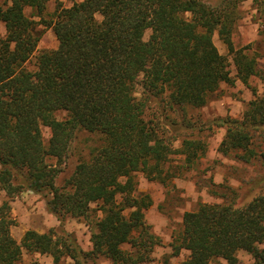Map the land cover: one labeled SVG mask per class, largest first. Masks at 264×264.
<instances>
[{"label":"trees","instance_id":"1","mask_svg":"<svg viewBox=\"0 0 264 264\" xmlns=\"http://www.w3.org/2000/svg\"><path fill=\"white\" fill-rule=\"evenodd\" d=\"M49 1L0 0L5 26L0 37V193L6 196L0 200V264H21L24 248L52 255L54 264L65 256L75 264L94 257L112 264L152 261L162 239L146 220L153 199L137 194L135 173L165 183L171 154L184 155L191 166L207 153L202 139L184 138L175 148L166 127L174 128L176 121L166 119L168 112L205 106L222 82L248 84L255 75L256 58L233 40L245 0H82L68 7L54 0L47 20ZM40 24L52 27L58 46L40 51L31 69L27 64L39 44ZM215 32L233 55L235 76L214 42ZM58 110L67 111V117L58 119ZM224 124L220 152L237 151L245 162L258 157L252 145L255 133L264 130V95L249 102L242 118L229 117ZM43 125L50 128L47 144ZM81 129L100 134L103 142L59 185L61 165ZM24 190H48V208L61 221L64 216L88 219L97 204L102 216L94 223L92 249L85 251L73 234L54 228L29 229L18 241L10 200ZM263 245L264 193L243 205L200 203L184 212L171 242L172 255L188 252L173 264H242L240 251L252 256L250 264H264Z\"/></svg>","mask_w":264,"mask_h":264},{"label":"rangeland","instance_id":"2","mask_svg":"<svg viewBox=\"0 0 264 264\" xmlns=\"http://www.w3.org/2000/svg\"><path fill=\"white\" fill-rule=\"evenodd\" d=\"M74 1L62 0L63 6H71ZM215 3H217L215 1ZM56 2L51 1L46 8L45 18L50 20L55 10ZM240 17L237 20L233 40L237 48L244 47L256 58L255 75L250 78L248 84L237 79L234 85L225 82L208 97V102L200 108L187 107L183 113L168 112L169 123L176 121L174 128L167 126L169 135L174 139L173 146L179 148L184 138L205 140L208 151L201 155L191 166L185 164V157L180 153L170 155L166 163V171L169 178L165 183L148 180L143 172L135 173L137 182V194L149 193L153 199L152 206L146 212V220L151 225L154 233L159 235L162 243L157 245L153 252V260L142 264H170L178 263L184 259L188 252L183 250L180 255H172L171 242L173 235L180 230L185 211L193 210L200 203H226L235 202L243 205L254 195L264 193V130L257 131L254 136L253 148L259 156L250 162H245L237 157V151L223 154L218 150L220 142L226 134V118H242L248 108L249 102L257 96L264 95V0L255 2L245 0L240 3ZM28 15L32 14L30 8H26ZM185 17L190 19L191 13ZM38 19V18H36ZM41 32L37 50L31 57L27 66L35 68L37 55L45 49H54L58 46L57 38L52 27L44 24L38 25ZM5 30L0 23V37ZM150 30L145 32L144 38L148 39ZM214 42L219 51L226 55L229 68L233 76L236 68L233 55L229 54L226 44L220 39L217 32L214 34ZM58 119H65L68 112L58 110L55 112ZM43 138L48 143L50 128L42 126ZM103 138L98 133L81 129L77 131L72 141L67 157L62 163V172L57 183L63 184L70 177L75 166L82 160L91 157L94 147L102 144ZM55 163V159H50ZM1 169V164H0ZM5 193H0V200L5 198ZM52 197L48 190L35 192L24 190L11 200L12 216L16 219V225L12 227V234L21 241L29 229L39 232H48L53 229L60 233L63 229L74 235L80 246L85 251L92 249L91 235L95 230V221L102 216L97 211V204H93V211L88 219L64 216L62 221L53 214L47 205ZM264 247V245H263ZM242 264H250L253 258L245 251L238 254ZM37 260L39 264H54L53 256L48 253L29 252L25 248L21 264H29ZM217 264H226L219 260ZM60 264H75L69 256L63 257ZM87 264H112L104 257H94Z\"/></svg>","mask_w":264,"mask_h":264},{"label":"crops","instance_id":"3","mask_svg":"<svg viewBox=\"0 0 264 264\" xmlns=\"http://www.w3.org/2000/svg\"><path fill=\"white\" fill-rule=\"evenodd\" d=\"M52 1H54V0H52ZM59 1H61L62 2V0H59ZM78 1H82V0H78ZM50 2L51 1H49L48 2V4H47V7H48V5L50 4ZM55 2V1H54ZM27 8H30V7H27ZM31 9V8H30ZM2 25H3V27H4V30H5V26H4V24L2 23V22H0ZM54 32V31H53ZM55 34V33H54ZM40 41V40H39ZM58 41V40H57Z\"/></svg>","mask_w":264,"mask_h":264}]
</instances>
